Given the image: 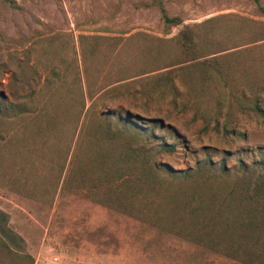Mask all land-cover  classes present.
Instances as JSON below:
<instances>
[{
	"label": "rangeland",
	"instance_id": "rangeland-1",
	"mask_svg": "<svg viewBox=\"0 0 264 264\" xmlns=\"http://www.w3.org/2000/svg\"><path fill=\"white\" fill-rule=\"evenodd\" d=\"M163 9L190 27L213 20L203 29L207 53L241 44L259 30L251 20L264 21L252 0H0V93L15 103L32 96L39 109L0 116V239L14 264L26 256L34 264H264V226L242 228L234 199L243 191L239 161L252 169L264 160V121L231 105L217 122L208 113L214 97L197 100V70L190 87L175 80L176 98L139 93L137 75L179 60L173 40L181 28L165 24ZM87 64L94 82L120 88L105 107L140 116L157 138L177 143L175 155L160 158L190 170L189 179L139 189L114 208L99 203L105 192L94 200L69 191L91 185L69 177L80 165L85 123L104 109L87 96ZM199 162L214 172H198ZM198 202L197 217L186 209Z\"/></svg>",
	"mask_w": 264,
	"mask_h": 264
},
{
	"label": "trees",
	"instance_id": "trees-1",
	"mask_svg": "<svg viewBox=\"0 0 264 264\" xmlns=\"http://www.w3.org/2000/svg\"><path fill=\"white\" fill-rule=\"evenodd\" d=\"M7 1L10 2V0ZM252 1L264 18L262 1ZM162 18L168 27L181 28L178 36L173 40L180 46L177 54L179 60L165 66L148 68L137 75L138 77L143 76L138 82L141 86L139 93L143 97L151 98L156 94L165 95L171 91L176 98L179 90L175 86V80L179 79L184 88L190 87L192 83L189 84L188 81L192 79L194 70H197L199 74L195 84L198 91L197 100L214 97L215 112L210 109L208 113L216 116L214 119L217 122L224 108H230L231 105L237 107L242 114L254 115L264 121V21L251 20L259 30L251 36H246L248 38L245 37L241 44L235 43L234 46L228 48L216 46L222 49L207 53L205 52L207 46L202 44V40L207 38L209 32H203V29L213 20L190 27L184 24L181 18L169 16L164 9ZM227 33L228 30H225L224 37ZM224 42L225 40L218 44ZM90 48L92 49H87V60L96 50L93 45H90ZM155 72H160V74L155 76L153 74ZM172 73L173 76H170ZM151 74L153 75L150 76ZM111 85L106 84L102 78L94 82L87 64V96L95 98L104 106V109L102 108L103 114L98 117L96 123L94 120L93 122L87 120L85 123L79 145L81 159L77 160V164L80 165L69 177L70 183H74L77 176L86 179L89 177L91 185L88 181L87 186L81 183L77 186L73 184L71 188L68 182L67 184L70 192L84 193L87 198L94 200L105 192L106 197L99 203L114 208L129 202L134 197V192L139 189L159 192L163 184L170 181L167 179H185L186 181L190 177V170L174 169L171 165L161 161L160 156H171L177 153V143L165 138H157L154 130H149L140 116L131 114L123 116L115 108L105 107L108 98L112 101L117 99L109 91L120 89L109 90ZM212 90H215L216 94H212ZM38 112L39 109L32 96L27 98V101L15 103L8 100L5 94L0 93L1 117L14 119L20 115L30 116ZM95 116L92 112L91 118ZM156 122L157 120L151 121V123ZM93 123L95 124L92 129ZM82 161L86 164L85 166L81 165ZM239 163L244 176L239 182L243 191L234 198L238 211L236 220L242 228L263 227L264 174L255 176L252 170L256 169L257 165L264 168V160L259 163L255 161L252 169L246 166L243 160ZM195 168L201 172L204 168L210 167L199 162L196 163ZM210 169L211 172L215 170V168ZM223 170H225L224 167ZM93 179H96V182H93ZM172 197L176 195L172 194ZM203 205L204 202L189 204L186 211L197 214V217L201 216L204 213ZM13 253L9 245L0 239V264H3L2 259L5 262V258L7 263L10 261L14 264L15 259L11 256ZM21 261L24 264L35 263L32 256H26Z\"/></svg>",
	"mask_w": 264,
	"mask_h": 264
}]
</instances>
